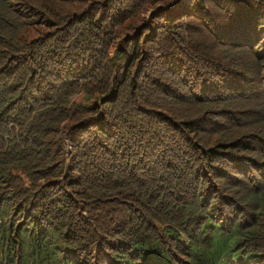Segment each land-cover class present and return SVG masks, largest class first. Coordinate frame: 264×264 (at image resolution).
I'll return each mask as SVG.
<instances>
[{
    "label": "trees",
    "instance_id": "1",
    "mask_svg": "<svg viewBox=\"0 0 264 264\" xmlns=\"http://www.w3.org/2000/svg\"><path fill=\"white\" fill-rule=\"evenodd\" d=\"M0 264H264V0H0Z\"/></svg>",
    "mask_w": 264,
    "mask_h": 264
}]
</instances>
